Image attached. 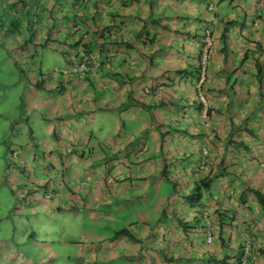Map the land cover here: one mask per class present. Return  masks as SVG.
<instances>
[{"label": "crops", "instance_id": "crops-1", "mask_svg": "<svg viewBox=\"0 0 264 264\" xmlns=\"http://www.w3.org/2000/svg\"><path fill=\"white\" fill-rule=\"evenodd\" d=\"M0 9V49L19 72L12 103L31 141L5 173L13 153L2 142L18 120L0 128V226L14 222L0 230V264H233L246 245L245 264H264V0H0ZM46 47L68 57L65 71L43 73ZM83 56L94 84L66 72ZM35 111L44 144L29 138ZM108 114L118 119L102 134L95 121ZM169 135L187 148L167 151ZM63 214L75 217L68 239L55 231L64 233ZM51 235L63 250H51ZM126 244L134 263L119 251Z\"/></svg>", "mask_w": 264, "mask_h": 264}, {"label": "rangeland", "instance_id": "rangeland-1", "mask_svg": "<svg viewBox=\"0 0 264 264\" xmlns=\"http://www.w3.org/2000/svg\"><path fill=\"white\" fill-rule=\"evenodd\" d=\"M72 14V12H71ZM70 16V14H69ZM66 21V20H65ZM60 26L63 27L64 26V22L60 23ZM41 33V31H37V35L39 36ZM56 34H54L55 36ZM43 38V37H42ZM44 40V39H43ZM42 41V40H41ZM39 43V42H38ZM13 55L15 56V58L17 59V61L22 64L21 68H23V70L27 69L25 68V62H26V58L23 57L22 53L18 50L19 48H13ZM37 60L42 61V70L43 73L45 75H51L52 73L56 74V71L58 69H63L64 71L67 69L66 67V63L69 62L68 57L62 55L60 52L52 50L51 48H44V50L40 51V49L38 50L37 56H36ZM68 60V61H67ZM25 61V62H24ZM70 64V63H69ZM66 67V68H65ZM18 78H19V72L16 70V68H14V66L8 62L7 58L5 57V55L2 53V50L0 49V128H8L7 125H9L10 123L12 125H14V122L10 121L13 119V117L15 116V118L18 120V122H15L14 127L11 128L12 133H7V140L5 142H2L4 144H8L6 145L7 147H12V160L10 161L12 163L11 167L9 168V170L6 169L5 173H14L16 172V169H12V167L14 165L19 164V159L22 156V149H19V145H22L25 143L29 144L31 141L27 139L26 135L23 133V126H24V120H22L23 118H19L16 116H20V111H18L15 106L13 105V100L16 94V83L18 82ZM142 93V92H141ZM41 101L42 100H33L32 104L33 105H37V106H41ZM27 103V102H26ZM28 106V104H27ZM24 114V110L22 109L21 111ZM29 110H25V113H28ZM36 112V111H35ZM117 112V117H118V111ZM19 114V115H18ZM27 116V115H25ZM117 117H111L109 114L108 115H101V117H97L96 119V125H100V124H105L106 129H104V132H102V134L105 133V130H109L111 129V124H112V119L114 118L115 120L118 119ZM29 127L31 128L32 132L31 134L29 133V138L31 135L36 137V140L38 142V144H44L47 141V135H46V131L45 128L47 127L46 125V121L44 119H42V116L36 112V114H32V112L30 113L29 116ZM113 119V120H114ZM23 122V123H22ZM4 128V129H5ZM2 131H0V140L5 136H2L3 133L1 134ZM174 132H171V135ZM102 134H100L99 136H101ZM126 135H129V133L127 132ZM184 136V134L182 135ZM6 137V136H5ZM9 137V139H8ZM171 139V136H166L164 138V142L162 143V147H164L167 151L169 150L171 153H176L177 150H180L184 147L182 146V144H178L176 145V141L175 138H173L171 141L169 140ZM30 146V145H28ZM7 147L4 148L3 146H0V157L4 155V153L7 150ZM185 149L187 148L186 146L184 147ZM16 155V158H15ZM190 161V159H189ZM24 169V165L21 167L20 173H23L22 170ZM4 172V164L1 163L0 164V175H2ZM19 174V173H18ZM73 201V206L78 207L79 204L76 200H72ZM81 207H84L83 205H81ZM2 211H4L3 208H1ZM57 221L61 224H64L63 226L65 227L64 233L62 234L60 232V230H55L57 232H59V237H63V239H68L69 238V230L67 229L69 224L73 223L75 221V217H68V215L63 214L61 215V217L57 218ZM17 222V221H15ZM14 222H12L11 220H8V222L6 223H2L0 226V230L2 231V229L4 228L6 231H11L10 229H12L11 225ZM109 229V226H108ZM108 237H111L110 235V231H108ZM4 236V235H3ZM58 236L56 235H51L50 239L47 241V245L49 247H51V250H63L62 248H64L63 246H61L58 241L57 238ZM2 239V237L0 238ZM119 243V242H118ZM37 247V246H36ZM46 248V247H45ZM71 250H74L71 249ZM120 252H124L125 254H127V260L128 263H134V261H132V259L130 258L128 251H130L128 244L126 245H121L120 246ZM114 252L113 248L110 247V251H108L107 254V259H110L112 253ZM107 263H111V262H107ZM69 264V263H67ZM126 264V263H125Z\"/></svg>", "mask_w": 264, "mask_h": 264}, {"label": "built area", "instance_id": "built-area-1", "mask_svg": "<svg viewBox=\"0 0 264 264\" xmlns=\"http://www.w3.org/2000/svg\"><path fill=\"white\" fill-rule=\"evenodd\" d=\"M212 44H213V40L211 37V33H210V31H206L204 34V37H203L202 54H201V60H200V71H201L200 76H199L200 78L196 82V88L198 91H199V88L201 87L202 81L205 77L207 62H208V57H209V48L212 46ZM89 61H90V59H88V56H83L82 60L79 63H77L75 65H71V67L66 72H69L71 74L77 73V74H80L81 76L90 72L96 80L99 77V74H98V72H96V70L93 67H91ZM93 61L95 64L96 60L92 59V62ZM198 95H199V93H198ZM199 97H200L201 101L205 104V98L201 93H200ZM248 256H249V246L246 245L245 249H244L243 256H242V260L240 261V264H245L246 261L248 260Z\"/></svg>", "mask_w": 264, "mask_h": 264}, {"label": "trees", "instance_id": "trees-1", "mask_svg": "<svg viewBox=\"0 0 264 264\" xmlns=\"http://www.w3.org/2000/svg\"><path fill=\"white\" fill-rule=\"evenodd\" d=\"M12 5L13 6H18V5H21L22 7H25V5H26V7H27V0H12ZM30 5V4H29ZM2 8V7H1ZM1 10V9H0ZM7 10V8H5V11ZM29 10H26V12H28ZM25 12V13H26ZM3 14V12H0V14ZM76 45H78V42H76ZM71 67V65L69 66V68ZM100 71V70H99ZM73 75V74H72ZM74 75H78V76H81L80 74H74ZM84 77H86V79H88L90 82H91V84H94L93 82H95L96 80H95V78L92 76V74L89 72V73H87V74H84L83 75ZM218 263H220V262H218ZM221 263H223V262H221ZM233 264H240V260H238V261H236V263H233Z\"/></svg>", "mask_w": 264, "mask_h": 264}]
</instances>
